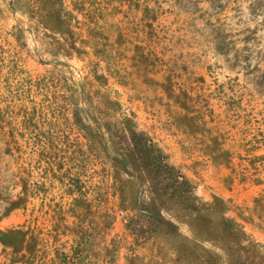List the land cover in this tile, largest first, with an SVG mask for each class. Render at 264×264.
Returning <instances> with one entry per match:
<instances>
[{
  "label": "rangeland",
  "instance_id": "1",
  "mask_svg": "<svg viewBox=\"0 0 264 264\" xmlns=\"http://www.w3.org/2000/svg\"><path fill=\"white\" fill-rule=\"evenodd\" d=\"M125 129L198 207L153 196ZM16 228L31 250L0 243V264H264V0H0V230Z\"/></svg>",
  "mask_w": 264,
  "mask_h": 264
},
{
  "label": "trees",
  "instance_id": "2",
  "mask_svg": "<svg viewBox=\"0 0 264 264\" xmlns=\"http://www.w3.org/2000/svg\"><path fill=\"white\" fill-rule=\"evenodd\" d=\"M126 133L125 136L130 140L131 147H130V155L132 157L136 155H140V158L138 157V160L141 159L148 163L147 167H144L147 171L148 178L150 177V181L154 182L157 180V184L154 185V191L153 196H156L158 194V191H167L170 190V193L172 195H178L179 192L185 195L186 201H192L195 199V196L192 193V189L189 182L185 180V178L173 167H171L167 162L166 158L158 152V150L151 144H139L137 141H135V138H141L137 132H135L133 129H125ZM142 154V155H141ZM124 164H126L125 161L127 160H120ZM182 189V190H181ZM169 193V191H167ZM155 201V199L153 200ZM156 202V201H155ZM163 205H171L170 207L177 206V203L173 201L172 204H169L168 202H162ZM194 207H198L197 204H192ZM156 209H148L144 208L142 209L143 214L147 218H152V216H155ZM160 217V216H159ZM29 233L21 228L16 229H10L8 231H1L0 230V243L4 246H10L13 247L14 250H16V247H19V249H26L28 251L31 250L32 244H33V237L29 236ZM21 249V250H22ZM26 261H29L31 258H27L25 256H22Z\"/></svg>",
  "mask_w": 264,
  "mask_h": 264
}]
</instances>
